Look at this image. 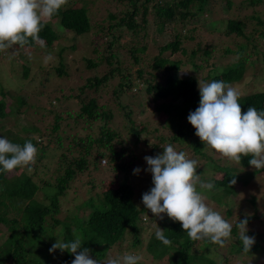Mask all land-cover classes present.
Returning <instances> with one entry per match:
<instances>
[{
	"label": "trees",
	"instance_id": "obj_1",
	"mask_svg": "<svg viewBox=\"0 0 264 264\" xmlns=\"http://www.w3.org/2000/svg\"><path fill=\"white\" fill-rule=\"evenodd\" d=\"M217 2L127 0L132 11L121 9L119 16L109 13L110 25L118 38L112 39L102 51L94 49L101 54L100 58L108 64V69L102 75L87 79L76 95L81 99L87 88L102 93L100 90H105L113 78L116 84L110 89L112 94L108 104H99L97 98L88 102L81 99L79 112L73 114L55 100L53 109L39 111L29 105L26 93H18L11 97L12 107L7 102L9 95L0 83V125L5 126L6 138L20 145L30 140L40 147L38 161L55 152V159L60 160L58 171L61 172L56 173V185L46 182L42 187H38L32 176L24 172L11 177L8 173H0V224L8 231L0 244V264H71L74 256L70 252L57 250L51 254L49 248L57 238L65 242L73 240V230L75 236L83 240V247L90 249L91 258L101 261V264L108 259L111 251L122 250L127 233L134 237L130 246H140L143 217L153 214L138 203L136 195L141 191H150L154 185L150 172L144 169L134 174V169L142 165L139 161L142 156L162 154L163 146L167 144L185 152L189 159L197 160L198 165L201 157L212 162V172L201 171L197 166V174L209 177L218 172L222 173V179L214 181L212 190L199 186L197 190L212 194L219 204L229 207L227 215L232 214L231 195L236 194V183L233 185L231 181L235 179L245 184L248 179L245 180L239 172L235 174V169L225 165V158H219L216 153L211 157L206 155L205 145L196 136L188 116L199 107V77L205 82L222 80L233 85L241 93L239 103L242 112L250 106L264 111V90L252 88V83L256 81V69L261 61L264 63V50L261 52L262 60L258 51L251 50V46L264 44V11L263 8L255 9L257 6L264 7V0H225L221 3L224 9H219L229 14L228 17L218 16ZM78 3L82 4L78 6ZM237 3L238 13L234 9ZM90 4L86 0H67L51 20L44 22L39 33L40 40L48 49H57L60 56L75 50L79 42L85 41L83 36L89 38L92 29L99 27L92 22L97 11ZM141 9L142 24L136 20ZM250 9L253 12L249 14ZM148 13H154L156 17L155 31L158 34L163 35L167 29L165 43H161L158 37L147 35ZM197 23H202L201 28L204 26L207 31L216 33L212 36L221 38L214 37L207 43L210 45L206 49L201 44L200 33L190 35L198 29V26L191 25ZM124 31L132 32L125 44L120 40ZM216 39L218 41L213 43ZM63 40L69 44H63ZM189 40L198 41L192 45ZM14 47L19 56L27 54V58L35 50L36 42L29 38L25 46ZM4 53L8 52H0V56ZM126 54L133 59L132 64L136 68L131 69V65L124 63L123 56ZM230 55H235L236 60L225 63L222 58ZM94 63L90 61L88 67H98ZM249 68L252 69L250 76L247 73ZM204 70L206 73L203 75ZM28 71L25 66L24 72L27 74ZM134 75H137L135 80ZM26 105L40 114L39 122L18 127L14 132L7 127L6 117L9 111L15 115L23 112ZM148 113L150 117L145 118ZM155 115L160 117L153 119ZM250 159L242 157L240 166L250 167ZM86 171L93 178L89 181L92 193L83 189L85 184H81L82 181L75 186L72 184ZM261 173L264 169L258 170V174ZM110 177H113L115 187L98 193L97 181L106 183ZM40 190L43 195H38ZM64 197H71L75 208L67 209L59 219ZM84 207L92 209L87 217L76 211ZM160 226L171 244L165 246L156 239L157 229L152 232L147 250L153 259L163 260L168 256L170 264H217L210 254L194 251L198 241L190 240L179 222H173L164 214ZM237 230L235 225L232 234L237 236V241L229 245L231 253L243 252ZM259 239L246 255H255L259 249H264L261 246L264 238L260 236ZM205 241L207 247L212 244ZM225 259L228 257L225 256Z\"/></svg>",
	"mask_w": 264,
	"mask_h": 264
},
{
	"label": "rangeland",
	"instance_id": "obj_2",
	"mask_svg": "<svg viewBox=\"0 0 264 264\" xmlns=\"http://www.w3.org/2000/svg\"><path fill=\"white\" fill-rule=\"evenodd\" d=\"M90 2V7L94 6L96 8V14H93L92 22L94 24H99L98 28H93L88 37H82L85 41H81L78 44V47L75 50L64 52L63 55H59L57 49H48V46L45 42L42 43L36 42V48L30 57L27 54L26 56H19L16 53V49L14 46L5 50L8 53H4L0 56V83L7 91L8 99L7 102L13 107L11 98L13 95L18 93H26L29 99V105L37 107L39 111L43 108H54L55 100H58L61 103L62 108L66 110H70L71 113L77 114L79 112V108L81 107V99H87V102L91 98H97L99 104H108L110 101L109 97L112 94L110 89L113 88L114 79L111 78L109 80V85L105 90L96 91L94 88H87L86 93L82 94L81 99L77 98V94L79 93V88L87 82V79L94 78L96 75L104 74L108 69V64L105 61H102L100 58L101 54H99L94 49L103 50L104 47H107V44L112 39H117L118 35L114 29L111 27V18L109 17V13L112 15H120L121 9L125 11H132L130 9V4L127 3V0H86ZM225 0H218L216 11L220 9H224L221 7V3H224ZM82 3H78L80 6ZM239 3L234 5L235 11L238 13L237 6ZM221 7V8H220ZM220 8V9H219ZM263 8L262 6H257L255 9ZM243 11V10H242ZM245 12V11H243ZM249 14L253 12V9H250ZM209 15L212 13L206 11ZM218 16L228 17L229 14L225 13L223 10L218 13ZM138 23L142 22V9L139 11L138 16L136 17ZM155 20L154 13H148L146 16L147 21V35L150 38H159L161 43H165L167 29H165V33L161 35L155 31ZM202 23H197L191 25V27L198 26L194 32H191L190 35L195 36L197 33L201 35V44L208 49L210 44H207L214 37L220 36H212L216 33H211L207 31V28L202 26ZM209 27V25H207ZM124 31V34L120 35L121 43L125 44L127 40L131 37L132 32ZM151 34V36H150ZM221 38V37H220ZM198 40H189V43L192 45H196ZM218 40H214L217 42ZM146 40L144 41V43ZM63 44H69V42L63 40ZM212 43V44H213ZM207 44V45H206ZM87 45V46H86ZM85 48L87 50H85ZM252 51H258L260 55V59L262 60L261 52L264 50V44H257L256 47L251 46ZM31 53V52H30ZM99 57V58H98ZM254 57H256L254 55ZM124 63L131 65L132 68H136L133 63V59L129 54L123 56ZM225 63H232L236 60L235 55H230L225 58H222ZM95 62L98 64V67L90 68L88 67L89 63ZM94 63V64H95ZM27 66L29 68L28 73L24 72V67ZM60 70H62L60 72ZM206 73V70L203 71V75ZM249 76L252 73V69L249 68L247 71ZM247 74V75H248ZM27 75V76H26ZM256 81L252 83V88L257 90H264V63L260 62L259 66L255 72ZM137 75H134V80ZM108 91L110 92L109 94ZM11 98V99H10ZM112 99V98H111ZM26 105V108H23V112L15 115L14 112H10L7 115L6 122L8 128H12L14 132L18 130V127L28 126V125H36L39 122L40 114L35 112V108L29 107ZM8 113V112H7ZM150 117V113H148L145 118ZM159 115H155L153 119L159 118ZM45 122H49L45 120ZM18 125V126H17ZM0 125V138L5 137V126ZM4 132V133H2ZM88 131L85 129V134ZM3 135V136H2ZM38 148V156H41V148ZM215 153L213 150H207L206 155L208 157L214 156ZM219 156L218 154H216ZM37 156V158H38ZM55 152L49 154L47 159H41L40 161H36V163L32 166V171L28 172L26 169H16L12 173H8V177L17 176L21 173H26L32 176V181L38 185V187H42L46 182L54 183L56 173H61L58 171L60 168L59 162L60 160L55 159ZM221 156H219L220 158ZM145 157L139 159L141 162V166L139 169L147 170L148 165L144 159ZM104 163V161H102ZM225 165L230 166L235 169V174L238 172L243 176L246 180L248 179V183L243 184V182H236L234 190L236 194L231 195V199L233 203L232 214L230 216L227 215L229 211V207L223 204H219L213 197L212 194L202 192L201 194L205 197L206 203L213 208V210L219 211L221 215L227 220L229 223L233 225V228L237 224L238 220L249 219L248 221V231L246 235L255 238V243H257L262 236L264 238V173L258 174V170H255L252 166L248 168H242L240 164H234L233 162L228 161L227 159L223 162ZM92 165L90 164V167ZM201 171H210L212 172L213 164L211 161H207L203 157H201V163L198 165ZM92 170H90L91 172ZM89 171L77 177V179L72 183L74 186L77 183H83L85 186L83 189L88 193H92L91 184L89 181L93 179L89 175ZM246 174H251L249 177ZM223 177L222 173H212L209 177L201 176V179L204 182L214 183L216 180H221ZM113 177H110V180L106 183H101L97 181L99 187L96 191L98 193L105 192L112 187H115L114 182L112 181ZM77 181V182H76ZM106 180H103V182ZM145 191H141L137 193L136 200L139 204L142 203V196ZM44 192L40 190L38 195H43ZM97 196V195H94ZM66 198V199H65ZM71 197H64L62 204V213L58 216V218H62L61 216L65 215L66 210H70V208H75L71 203ZM75 210V209H74ZM79 214L87 217L92 211L91 208L84 207L82 209L76 210ZM247 214V215H246ZM142 227L143 232L141 235L142 244L140 246H130L134 243V237L132 234L127 233L125 236V241L122 245V250L117 251L113 250L109 253L111 257H115L117 254H124L126 252L131 253H139L143 256V260L140 264H170L168 260V256H166L163 260H155L153 259L150 252L147 250V245L150 240V236L152 232H154L160 226V218L153 215H145L143 217ZM8 233L7 227L0 224V244H2L3 240ZM239 235V232L237 230ZM264 240V239H263ZM262 240V241H263ZM237 236L231 233V237L226 241L223 247L219 245L211 244L207 247L206 241L201 240L195 246L194 251L197 254H210V256L217 260V264H264V249H259L258 253L255 255H246L244 252L240 253H231L229 245L231 243H236ZM261 246H264V242L261 243ZM225 256L228 259H225ZM118 257V256H117Z\"/></svg>",
	"mask_w": 264,
	"mask_h": 264
},
{
	"label": "clouds",
	"instance_id": "obj_3",
	"mask_svg": "<svg viewBox=\"0 0 264 264\" xmlns=\"http://www.w3.org/2000/svg\"><path fill=\"white\" fill-rule=\"evenodd\" d=\"M66 3L67 0H0V52L16 45L23 47L29 38L42 43L39 33L44 22L51 20ZM198 85L199 107L189 114L188 122L205 145L204 150L211 149L237 165L242 157H251L249 164L255 170L264 169V111L250 106L242 112L241 93L222 80L205 82L199 77ZM37 156L38 148L30 140L20 145L0 138V173H12L18 168L31 172ZM144 159L154 185L142 196L144 207L160 219L166 214L173 222H179L190 240H207L223 247L231 237L233 225L213 210L197 190L198 186L208 190L215 187L197 174L198 161L189 159L171 144L163 146L162 154ZM140 171L136 168L134 174ZM231 183L234 185L236 180ZM247 225V218L236 224L244 253H250L255 244V238L246 235ZM73 233L71 241L57 238L49 252H70L74 256L71 264H101L91 258L90 249L83 247L84 242L75 236V230ZM155 237L165 246L171 244L160 227ZM142 260L141 254L126 252L119 257L109 256L103 264H140Z\"/></svg>",
	"mask_w": 264,
	"mask_h": 264
}]
</instances>
